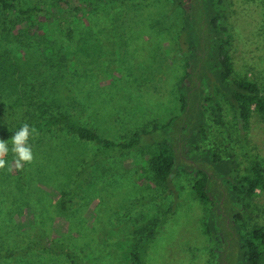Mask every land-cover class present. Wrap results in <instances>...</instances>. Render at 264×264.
<instances>
[{
    "label": "rangeland",
    "instance_id": "374dc122",
    "mask_svg": "<svg viewBox=\"0 0 264 264\" xmlns=\"http://www.w3.org/2000/svg\"><path fill=\"white\" fill-rule=\"evenodd\" d=\"M16 2L48 6L52 0ZM223 2L232 76L245 73L264 92V0ZM187 8L173 0H129L85 6L69 23L58 21L54 26L50 21L48 34L55 52L50 68L35 78L20 75L16 93L4 89L0 130L33 119L27 106L32 83L39 110L78 114L81 125L111 140L161 125L178 113L184 59L177 34ZM9 64L0 53L1 71ZM16 97L21 98L20 105L13 107ZM219 105L225 126H218L207 108L204 145L209 143L222 160L233 155L238 175L245 173L252 158L264 170V125L252 120L243 126L224 101ZM5 142L9 153L5 169H0V253L42 240L65 245L83 264H130L127 254L139 234L164 218L145 246L144 264H214L200 225L202 206L190 191L199 174L191 169L177 164L169 192L155 180L141 150L97 154L96 146L54 130L35 137L34 158L24 164L21 180L12 141ZM256 194L248 204L252 217L245 219L246 229L264 228V192ZM138 199L143 204L133 207ZM0 264L69 262L62 254L37 249Z\"/></svg>",
    "mask_w": 264,
    "mask_h": 264
},
{
    "label": "trees",
    "instance_id": "16d2710c",
    "mask_svg": "<svg viewBox=\"0 0 264 264\" xmlns=\"http://www.w3.org/2000/svg\"><path fill=\"white\" fill-rule=\"evenodd\" d=\"M126 1L129 0H52L48 6H23L18 5L16 0H0V53L10 61L4 72L0 69V98L6 96L3 95L6 89L16 93L20 75L35 78L37 72L50 68L49 62L54 55L48 34L50 21L54 26L59 25L58 21L69 23L85 6ZM223 1L173 0L174 5L188 4V8L183 9L182 27L177 34L184 68L177 87L175 106L178 113L172 114L161 125L154 123L151 130L124 133L123 138L111 140L81 125L78 114L73 116L39 110L35 106L36 83H32L29 85L27 106L30 118L34 120L2 128L0 139L11 140L27 123L33 132L28 141L31 148L36 136L64 130L77 140L96 146L97 154H129L141 150L149 171L166 188L171 185L178 165L191 169L195 175L199 174L190 191L202 206L200 225L214 264H262L264 228L253 226L246 229L245 219L252 217L248 204L257 196L256 191L264 192V170L255 159L250 158L245 173L238 175L232 167L235 166L233 155L229 153L222 160L209 143L204 145L208 129L207 108L215 118L213 121L222 128L225 126L220 115L221 100L243 126L247 127L252 120L264 125V92L245 73L232 76L228 54L231 35L225 26L226 4ZM20 100L16 97L13 107L20 105ZM184 156H191V159ZM16 170L23 180V167ZM142 204L138 199L132 206ZM61 208H67L65 202ZM168 213L170 209L165 212L166 215ZM163 221L164 218H160L139 234L137 245L127 254L130 264H144L145 246ZM37 249L62 254L69 264H83L65 245L42 240L20 250L0 253V261L23 257Z\"/></svg>",
    "mask_w": 264,
    "mask_h": 264
},
{
    "label": "clouds",
    "instance_id": "9594fccd",
    "mask_svg": "<svg viewBox=\"0 0 264 264\" xmlns=\"http://www.w3.org/2000/svg\"><path fill=\"white\" fill-rule=\"evenodd\" d=\"M33 134L30 130V126L25 123L19 131H17L12 137V149L11 151L15 154L14 165L16 169H20L26 163L33 161V153L30 144L28 143L30 136ZM9 153L7 143L0 139V169H5L6 159L5 157Z\"/></svg>",
    "mask_w": 264,
    "mask_h": 264
}]
</instances>
